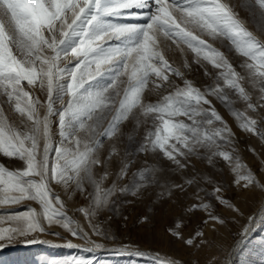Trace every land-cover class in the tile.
Returning <instances> with one entry per match:
<instances>
[{
    "label": "snow or ice",
    "instance_id": "6c2138e0",
    "mask_svg": "<svg viewBox=\"0 0 264 264\" xmlns=\"http://www.w3.org/2000/svg\"><path fill=\"white\" fill-rule=\"evenodd\" d=\"M241 9L264 19V0H0V14L14 23L7 33L0 26V152L19 162L16 171L0 168V205L40 207L0 216L12 225L0 227V248L58 225L88 251L101 249L122 239L112 229L128 218L121 209L142 204L141 225L167 206L178 211L164 230L197 254L213 247L206 229L227 227L222 210L244 216L233 194L264 204V162L258 171L241 163L239 138L218 110L244 133L264 123V39L248 30ZM196 30L244 59L234 67ZM161 37L182 41L191 61L173 67ZM241 103L245 111L234 107ZM5 105L26 118L23 129L8 121ZM69 202L88 230L67 214ZM27 243L48 242L32 235Z\"/></svg>",
    "mask_w": 264,
    "mask_h": 264
},
{
    "label": "rangeland",
    "instance_id": "374dc122",
    "mask_svg": "<svg viewBox=\"0 0 264 264\" xmlns=\"http://www.w3.org/2000/svg\"><path fill=\"white\" fill-rule=\"evenodd\" d=\"M231 2L243 5L246 0H231ZM241 11L246 19L245 26L248 30L264 39V19H261L259 14L252 16L243 12V9ZM0 26L7 33L10 27H14V23L11 22L9 17H3L0 14ZM181 26L186 27V30L193 28L192 25ZM194 34L204 39L211 47L224 53L234 67H238L239 62L244 59L235 52V49L232 48L228 41L222 38L212 39L206 32L199 30L194 31ZM161 40L165 58L169 60L173 67H180L185 59L191 61L194 56L191 49L182 41L177 40V43L173 44L171 40H165L163 37H161ZM69 46H71V43ZM71 66L72 64H69V67ZM208 67L211 68V65H208ZM200 76L202 79L207 80V78L203 77L202 70ZM124 81H126V76L120 77L115 85V89L120 91L121 97L123 89L126 87V84L123 83ZM246 87L250 86L246 85ZM111 92H113V89H110ZM39 95L41 101L46 103V95ZM257 97L258 94L254 93V103ZM153 101H155V97H153ZM4 107L8 121L23 129V121L26 118H21L19 113H16L14 109H10L7 105ZM234 107L240 111H245L246 108L242 103ZM218 110L225 115V118L239 138L241 163L246 168L258 171L262 162H264V140H261L259 135V132H264V123L258 121L257 134L244 133L239 128L240 122L231 113H228L227 110L219 105ZM43 111L41 109V114H43ZM246 115L255 118L257 113L247 110ZM175 119L185 120L186 118L176 117ZM54 140H58V137H54ZM18 163L15 158L6 157L0 152V168H4L5 171H16ZM53 191L59 193L61 198L65 199L59 187H54ZM233 195L234 202L240 206L244 216L234 220L230 211L222 210L221 214L228 219L227 227L220 229L216 233L206 229L208 239L212 242L213 247L197 254H190L189 249L172 239L164 230L171 217L179 215L178 211L171 206H167L157 213L154 224L141 225L138 222V217L145 211V207L142 204H135L125 205L121 209V216L126 215L128 217L126 221L121 218L115 219L112 223V229L117 231L122 238L120 241L107 243L101 249L88 251L87 249L92 247L91 245H85L83 241L72 237L57 225L48 229L46 233L32 234L41 241H47L48 243H27V240L32 239V235H30L28 237H19L11 244L0 248V264H72L73 261L78 259H83L88 264H181L182 261L186 264L187 261L193 259L200 260L201 264H206L208 261H211V264H215L216 259L222 261V264H264V204L258 203L255 198H250V194ZM75 207V204L69 202L66 209L67 214L79 223L82 228L88 230L89 222L87 218L84 217L83 213L75 212ZM29 208H35L40 211V207L36 202L24 201L19 205H0V216L6 217L26 211ZM11 226L7 221L0 224V227ZM55 232H59L60 235L52 234ZM69 240L77 247H66ZM120 249L124 250L119 251ZM137 252L141 253V255H136Z\"/></svg>",
    "mask_w": 264,
    "mask_h": 264
}]
</instances>
